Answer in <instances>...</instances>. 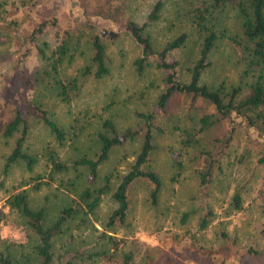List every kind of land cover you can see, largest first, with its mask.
Segmentation results:
<instances>
[{
	"label": "trees",
	"instance_id": "16d2710c",
	"mask_svg": "<svg viewBox=\"0 0 264 264\" xmlns=\"http://www.w3.org/2000/svg\"><path fill=\"white\" fill-rule=\"evenodd\" d=\"M90 1L93 4L88 15L118 22L123 18L129 0H79V5L85 8ZM21 2L24 5V0ZM162 5V0H154L143 21L129 18L120 23L140 47L139 54L132 59L134 73L142 76L148 69L158 73L157 89L150 102L153 108L133 110L134 125L121 126L112 117L104 116L90 126L88 121L83 123L78 117H73L67 125L57 123L45 100L53 98L68 103L83 77L91 75L99 79L108 74L103 36L87 18L79 27H62L58 32L53 16L48 25L38 23L29 29L24 47L23 39L11 28L15 15H7L10 9L18 10L20 3L0 0V44H9L0 50V60L11 54L14 57L11 66L21 69L27 57L34 56L40 62L32 76L25 79L33 88L31 97H23L20 104L11 103L8 118L0 122V136L12 138L11 148L3 155L2 173H7L16 164H23L31 170L42 158L48 169L44 175L30 178V188L37 190L42 184L57 180L62 187L57 189L65 196L62 202L50 203L46 195L39 202H30L27 189L20 188L3 199L0 227L7 213L12 211L15 225L23 230V238L21 241H6L0 237V264H94L108 254L105 244L115 249L119 239L108 233L107 227L124 220L129 205L128 187L135 181L146 182L149 187L147 200L152 205L157 203L163 181L150 163L155 148L154 129L159 126V114H165L166 103L174 94L182 97L183 109L187 106L186 109L190 110L199 101L211 107V111H201L196 118L186 111V119L181 120L176 128V154L171 155V180H176L190 165L196 182V192L192 193L196 204L179 213L181 224L196 214L197 231L188 233V244L201 255L209 254L191 237L205 229L215 217L209 201L211 196H226L232 186L229 195L224 197L226 204L222 218L227 219L231 213L242 209V183L231 186L220 183L226 179L225 171L231 164L227 147L237 127L247 133V142L234 153L236 166L246 164L253 154L256 163L264 165V0H189L185 15L189 19L190 31L181 30L154 47L147 27L158 18ZM227 12H231L237 22L239 34L225 33L221 22L222 14ZM48 29L53 30L51 41L45 38L37 41L35 34L45 35ZM223 38L229 40L236 63L241 65L236 78L228 81L223 77L215 80L210 74L215 66L213 52ZM187 41L190 46L186 55H171ZM5 52L8 53L5 55ZM76 56L82 57L81 65L73 74H66L63 62L70 65ZM23 112L45 127L52 144H45L38 152L31 151L27 144L29 125ZM221 120L228 123L227 131L221 136L206 138L207 129ZM85 129L88 135L83 139ZM65 142L73 146L74 152L62 156L55 145ZM76 142L80 144L74 145ZM132 143L135 145L133 157L126 161L121 171L102 170L117 148ZM185 157H188L186 162ZM108 192L114 205L107 215L105 230L86 247L72 241L70 246L61 244L57 247L59 238L68 231L74 219L78 217L87 225L89 216ZM259 208L264 212V204ZM218 220L227 223L225 219ZM215 234L220 239L217 240L218 246L224 252L213 249L211 256L218 254L220 260L217 264H224L229 234L223 228L215 230ZM194 238L197 239V235ZM241 246L249 254L263 252L251 242ZM130 260V253H123L120 264H129Z\"/></svg>",
	"mask_w": 264,
	"mask_h": 264
},
{
	"label": "rangeland",
	"instance_id": "374dc122",
	"mask_svg": "<svg viewBox=\"0 0 264 264\" xmlns=\"http://www.w3.org/2000/svg\"><path fill=\"white\" fill-rule=\"evenodd\" d=\"M21 1L23 0H17V3L21 5L19 9L14 11L10 9L7 15L10 17L15 15L11 28L20 39H23L24 47H26L25 42L28 41L29 29L38 23L48 25L50 17L53 16H55L58 32L62 27H79L87 18L104 38L108 74L99 79L91 75L83 77L78 90L68 103L53 98L45 100L51 117L57 123L67 125L73 117H78L81 122L88 121L89 125L93 126L98 118L110 116L121 126L134 125L133 110L153 108L150 102L157 89L158 73L153 69H148L142 76L134 73L132 59L139 54L140 47L120 23H124L129 18L137 22L143 21L154 0H129L124 9V16L118 22L88 15L92 1L85 8L79 5V0H24V5ZM162 1L163 5L158 18L147 27L154 47L181 30L190 31L191 29L189 19L185 15L189 0ZM222 20L221 24L226 34L233 32L239 34L237 22L231 12L222 14ZM52 37V29H48L45 35L35 34L37 41L42 38L51 41ZM6 45L9 47V44H0V50ZM189 46L190 43L187 41L179 50L172 51L171 55L182 57L188 53ZM11 49L16 50L12 46ZM7 53L5 52V55ZM7 55L10 57L0 60V122L8 118L11 103L20 104L19 101L23 97H31L33 88L25 82V79L32 76L34 69L40 63L36 57L30 55L31 57L26 58L23 69L13 68L11 63L14 57L11 54ZM212 56L215 66L210 74L215 80L222 77L227 81L236 78L241 65L236 63V56L230 48L228 39L223 38L219 41ZM81 59L82 57L76 56L70 65L63 62V71L69 75L73 74L81 65ZM165 108V114L161 113L158 116L159 126L154 129L155 148L150 155V163L163 181L157 203L152 205L147 200L149 187L146 182H133L127 190L129 205L124 220L121 223L114 222L113 226L107 227L108 233L119 239L118 245L114 249L110 244H105L108 254L97 259L94 264H120L123 253H130L129 264H217L220 256L216 254L212 257L211 251L218 249L224 252L223 248L218 246L217 240L220 239L215 234V230L222 228L229 234L228 241L226 240L229 252H226L224 264H264V212L259 208L264 204V186L262 185L264 165L256 163V156L253 154L246 164L236 166L234 156V153L240 151L247 142V133L242 127H237L233 132L227 147L228 162L231 164L228 169L226 168V179L220 183L222 186L242 183V209L231 213L227 219L222 218L224 217L223 207L226 204L224 197L229 195L232 186L226 192V196L215 194L216 198L213 196L209 198L215 210V217L205 229L196 232L197 239L194 238L196 235L190 236L196 244L204 246L209 251V254L201 255L188 244V233L197 231L196 214L190 215L185 223L179 222V213L196 204V199L192 198V193L196 192V182L191 166L189 165L176 180L170 178L173 174L170 165L171 155H175L178 148L175 140L176 128L181 120L186 119L184 117L188 109H186L187 106L183 109L182 97L178 94L172 96ZM189 109L188 113L195 118L201 114V111H211L208 103L200 101ZM23 114L29 125L27 144L31 151L38 152L45 144H52V139L45 127L31 116L24 112ZM227 129L228 123L225 120L215 121L207 129L206 138L221 136ZM87 135V129H85L83 139ZM11 139L0 136V203L9 193L20 188L27 189L30 202H39L44 195L50 203L62 202L65 196L59 191L62 187L57 180L49 184L44 183L37 190L30 188L28 183L30 178L38 174L44 175L48 169L42 158L33 165L31 170L26 169L23 164H16L12 165L7 173H2L3 155L11 148ZM78 144L80 142L74 145ZM55 146L62 156L74 152L73 146H70L68 142ZM134 148L133 143L117 148L102 170L121 171L126 161L133 157ZM187 158L183 160L186 162ZM217 184L218 182H216V189ZM109 194L110 192L105 194L97 204L89 216L90 221L87 225L81 223L78 217L73 220L68 231L56 243L57 247L61 244L70 246V241L86 247L101 231L105 230L107 215L114 205ZM219 218L225 219L227 223L222 224ZM15 223V214L12 211L8 212L0 227V237L6 241H21L23 230ZM173 234L176 235L173 237ZM245 242L253 243L263 252L257 255L246 253L241 246Z\"/></svg>",
	"mask_w": 264,
	"mask_h": 264
},
{
	"label": "water",
	"instance_id": "95a60500",
	"mask_svg": "<svg viewBox=\"0 0 264 264\" xmlns=\"http://www.w3.org/2000/svg\"><path fill=\"white\" fill-rule=\"evenodd\" d=\"M110 35H111V33H110Z\"/></svg>",
	"mask_w": 264,
	"mask_h": 264
}]
</instances>
